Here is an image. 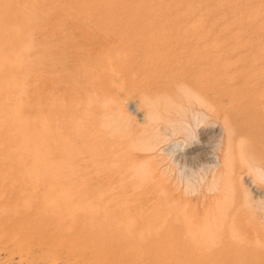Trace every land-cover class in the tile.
<instances>
[{"label": "bare ground", "instance_id": "bare-ground-1", "mask_svg": "<svg viewBox=\"0 0 264 264\" xmlns=\"http://www.w3.org/2000/svg\"><path fill=\"white\" fill-rule=\"evenodd\" d=\"M175 6V15L168 19L170 27L157 32L133 29L127 34V30L118 29L113 36L98 37L94 31L99 26L94 24H85L83 30L54 28L49 48L55 59L63 56L65 66L68 54L59 53V47L63 52L64 47L78 45L82 58L90 59L84 74L78 70L79 76L83 74L79 89H94L97 102L103 107L111 103L114 108L103 111L98 103L103 113L98 111L100 115L91 116L95 121L85 123L70 119L66 107L58 110L61 113L51 128L42 116L40 123L31 127L18 110V0H0V264H264V222L244 216L250 205L245 204L243 218L238 203L221 204L216 190L211 196L216 200L213 205L187 216L189 206L184 209L181 197L175 195L177 185L166 177L169 165L164 166L158 153L169 151L179 173L193 158L199 159L212 168L213 180L223 179L228 197L241 195L247 202L244 183L254 185L255 179L236 165L239 162H234L231 145L237 137H245L252 150L264 158V0H179ZM137 33L143 35L137 42L143 56L129 71L130 80L142 72L158 77L152 88L127 103L145 123H137L142 126L135 142L143 144L141 151L146 155L142 159L131 155L136 158L132 170L123 171L118 164L113 173L103 174L100 168L106 163L108 167L116 164L112 152L116 144L109 135L99 137L94 128L106 132L103 129L111 125L127 123L129 116L124 110L126 92L113 82H103L101 76L120 53L111 40L135 39ZM89 45L105 46L103 50L109 53L101 57L98 47L93 51ZM61 70L63 75L66 69ZM160 90L165 100L151 98ZM195 105L214 115L220 124L201 131L202 138L196 140L194 149L173 143L166 146L173 132L187 130L183 119ZM162 108L166 112L160 115ZM105 115H110L113 124L103 119L98 122ZM121 125L116 131L121 132ZM72 128L75 133L71 136ZM89 151L92 160L102 159L92 164L97 171L82 176L67 171L70 161L86 162L88 156L82 154ZM251 165L264 180V165L261 167L257 159ZM132 181L138 185L132 187ZM258 187L255 191L261 192Z\"/></svg>", "mask_w": 264, "mask_h": 264}, {"label": "rangeland", "instance_id": "rangeland-1", "mask_svg": "<svg viewBox=\"0 0 264 264\" xmlns=\"http://www.w3.org/2000/svg\"><path fill=\"white\" fill-rule=\"evenodd\" d=\"M178 1L179 0H18V68H20V70H21L20 71L18 69L19 70L18 71L19 72L18 73V110H19L20 114L23 116V118L26 120V122L31 127H34L35 125H38L40 123L39 117L42 116L45 118V120L48 119L51 128H53L55 126L56 117H58V115L61 113L60 111H62L63 109H66V107H67L70 119L76 120V121H83L85 123H92L91 119H93V121H95V120L91 116L95 117L97 115L98 111L100 112V110H101V107H99L101 104L99 102H97V96H96L94 89H90V88L87 90L79 89V86L83 81L82 76L84 74L83 70H84L85 64L90 62L89 61L90 59L82 58L80 50H79V52H78V49L76 50V48L79 47L78 45L76 46V48H75V46H73L72 47L73 50H70V49H72L71 46H69L70 48L64 47L65 50L63 52H62V50H63L62 47H59L60 52L59 51L58 52L63 53V54L66 52L68 55L65 57L67 59L69 58L68 59L69 62H67L66 65L63 66V63H62L63 56H60L62 54H59L60 58H62V59H60L58 57L59 60H57V59H55L53 49L50 51V48H49V44L51 42L50 41V33L54 28L58 27V28H62L63 30L64 29L68 30L69 28L70 29H82V28L86 29L85 24H94V25L99 26L96 29L97 31H94V33L96 35H98V37H101L103 35L113 36L114 32H116V30H118V29H123V31L127 30L128 31V32L126 31L127 34L131 33V30H133V29H135L137 31L155 30L157 32L160 29H162L163 27H167L170 25V23L168 24V19H170L173 15H175V13H176V11H175L176 6L175 5L177 4ZM242 1H244V0H236V2H242ZM110 33H112V34H110ZM40 37H41V40L39 41ZM46 38H48V39H46ZM142 38H143V35L140 33H137L135 39H130L129 37L128 38L126 37V38H122L119 41L118 40L115 41L114 39H113V41L111 40L112 44L116 45V47L118 49H120V53H119L117 58H114L113 60L111 59V62H110L111 67L108 69V71H105L103 73V75L101 76V79L103 82H106V83L113 82L114 84L119 85V87H121V90L126 92L124 98L127 97L126 98L127 100L124 99V101H123L125 104L124 110H125L126 114L129 116V119L132 118V121H130L128 119L127 123L126 122L121 123L124 125H121V124H114L115 126L111 125V128L107 127L105 129H103L106 132H103L101 128L98 129L99 127H97L98 131L96 128H94V132L96 131L99 137H101L102 133L107 135V136H105V138H107L109 135L108 139L112 138V140L110 139V141L112 143L116 144V146L112 149V152L114 154L113 156H116L115 157V161H116L115 163L116 164L114 165V167H111V165H109V167H108V165L106 163L104 165V168H100V170L102 169L103 174L104 173L106 174V172L107 173H113L114 170L112 171V168L116 170L118 164H119L118 167L120 166L123 171L132 170L135 167V162L133 163V161H134L133 159L141 158L144 155H146V154L142 153V151H141L143 144L135 142L136 133L138 132V130L140 132V126L144 125L145 123H141L142 121H140L139 116L135 115L134 112L131 111V108H128L129 106L127 105V103L129 101H132L133 99L136 100L138 97H141V94L145 91V89L152 88L155 81H157V79H158L157 75H153V74H150L148 72H142L141 74L136 76V78L134 80H130L131 76L129 74V71H131V69L137 64L138 61L142 60L143 51L139 50V48L137 47L138 46V43H137L138 40H141ZM114 41H115V43H114ZM90 46H91V48H90ZM35 47L36 48L39 47V49H35ZM97 47L98 46L95 47V45H89L88 46V48L90 50H93V49L96 50ZM104 47H101V49H100V47H98V50H97V51H99L98 55H100L101 57L106 56L109 53V51L103 50ZM95 50H93V51H95ZM69 52H70V54H69ZM39 55H40V57H39ZM70 55H72V56H70ZM77 64L80 65L81 67H78ZM82 64H84V65H82ZM50 67L55 72H53V70L50 69ZM69 68H71V69H69ZM43 69H45V70H43ZM61 69H64V71L66 69V72H69V73L65 72L62 75V72L60 73ZM74 69H75V71H74ZM67 70H69V71H67ZM78 70L81 71V73H83V74H81L79 76ZM70 71L71 72L73 71L72 73H73L74 77L72 76V73H70ZM36 72H38L39 74L41 73V74L40 75L36 74ZM53 74L54 75L57 74L58 76L57 75L53 76ZM64 75H66V77ZM68 75H69V77H68ZM61 76H63V77H61ZM76 76H79V77H76ZM28 78H29V80H28ZM116 81H118V83ZM39 84H40V86H38ZM55 92H56V94H55ZM78 93H79V96H78ZM75 94H77V95H75ZM161 94H163L162 90L154 92V94L151 96V98L156 97L161 101L165 100V98H164L165 95H161ZM42 95H43V97H42ZM41 97H42V99H39ZM93 98L96 99L95 102H94ZM32 99H34V100H32ZM93 102L95 105L93 104ZM89 103H90V106H89ZM39 105H40V107H39ZM92 105L94 108L91 107ZM71 106H73V107H71ZM110 106H112V107H110ZM54 108L56 110L55 112H54ZM69 108H71V109H69ZM103 108H104L103 111L111 110V112H112L114 107L110 103L106 107L102 106V109ZM93 109L95 110L94 114H93V112H91V111H93ZM201 109H204V108L199 106V105H195V106L191 107L190 111H186V113L188 115L186 114L187 116H184L183 121L185 123V127L187 128V130L182 131V132H173L172 135L168 137V140L166 141V143H168V144H166V146H168L169 144L172 145V143H173L174 145L178 144L180 147L186 148L187 150H190L191 148L194 149V143L196 144V140L198 138L200 139V137L202 138L201 133H200L201 131L202 132L208 131L211 127L218 126L220 124L219 120L214 115L210 114L205 109L204 110H201ZM58 110H60V111H58ZM193 110H194V112H192ZM103 111L101 110L102 113H103ZM163 111L166 112V109L165 108L160 109V115H163ZM41 112H43V113H41ZM111 112H109V113H111ZM127 112H129V114ZM100 113H98V115H100ZM190 113L192 115V118H191ZM48 114H49V116H48ZM132 114H134L135 116ZM208 115H210V116H208ZM34 116H35V118H34ZM107 116H109V117H107ZM203 116H204V118L201 119L200 117H203ZM89 117H91V118L89 119ZM97 118H99V117H97ZM104 118H102V117L99 118L98 122L100 119H103L101 121H107V122L111 121L110 123L113 124L110 115H105ZM108 118H110V119H108ZM189 119H191V120H189ZM88 120H89V122H88ZM187 120H189V121H187ZM216 120L218 121L217 123L215 122ZM133 121H135L136 124H133ZM130 122H132V123H130ZM137 123L142 124V125L139 126ZM120 125H121V127H120L121 132H118L120 130L116 131V128L118 129ZM130 125H133L135 128L133 126H131V129H130ZM123 126H125L126 129H128V127H129L128 132L130 130H132V127H133V130L131 131L130 134H127L128 132L126 129H124ZM122 127H123V129H122ZM167 128L169 131L172 130L170 125H168ZM107 130H109V131H107ZM114 130H115V132H117V135H114L115 134ZM124 130H126L125 133H123ZM74 133H75V129L72 128L68 134H70L72 136ZM119 133L121 134V137L124 140L119 139V135H118ZM126 137H128V138H126ZM241 139H243V141ZM240 140L242 141L241 143L239 142ZM122 141H124V142H122ZM234 141H236V143ZM234 141H233V145H231L232 151L234 152V154H233L234 162L235 163L239 162L236 165L239 166L240 169L243 170L244 173H246L250 178L255 179L254 185H252L250 181H246L244 183V188L246 189V191H248L247 202L241 195H239L240 197H238V198H233V195L231 194V197L229 196L230 197L229 198L227 195H230V193L229 192L227 193V191H229V190L226 187H224L223 179L219 178L218 180H213L211 178V172H210L212 168H210L208 165H202L203 163L199 159L196 160L197 158L196 159L193 158L194 164H193V162L189 164V166L193 164L191 166V168L189 166H188V168H186L187 167V165H186V167L182 170V172L179 173L176 166L173 165V162H172L173 156L169 155L170 154V153H168L169 151H167V150L158 151V153L161 152V153H159V157L160 158L162 157L161 160L163 159L162 161H164L163 163L165 165L163 163L162 164L164 166H167V167L169 165L170 173L172 170V173L171 174L168 173L169 176L166 175V177L168 179L170 178L169 180L173 184L177 185V188L174 189L175 190L174 193L176 192L175 195L182 198V199L180 198V200H181L180 202H183L184 206H183V204H182V206H183V208L185 207L184 209H186L189 206L186 209L187 211H185L187 213V216L188 215L194 216L199 211H201L203 208H207V207L213 205L216 202V200L213 201V199H211V196L214 195V193L216 194V192L218 191L217 194H218V196H220V198L218 197V200L220 201V203L222 202L221 199L224 202V203L222 202L221 204H226V203L229 204V203H231L230 201H233L232 203H234V205H236L238 203L237 206H239V209L243 210V211H241V214H242V212H243V214L245 212H247L246 211L247 209H245L246 205H250L249 206L250 208L249 207H247V208L250 210L251 209L253 210V208H254V210H253L254 212L252 213V211L250 212V210H249V212L247 214L245 213L244 216L245 217L247 216L246 218H248V217L250 218V216H251L250 219H253L255 217V219L258 218L257 219L258 221L264 222V221H262V220H264V204H262V203H264V180H261L262 178L255 173L253 168H251L252 160L257 159L258 162H260V166H261V165H264V158L258 156V154L256 153V151L254 149H253L254 151L252 150L251 143L248 141L247 138L239 136ZM126 142H127V144H126ZM178 142H180V143H178ZM238 142H239V144H241L240 146H239ZM243 143L245 146L242 145ZM236 144L238 146H236ZM78 146H80V144ZM162 146L164 147L165 144ZM163 147L159 146L160 149ZM235 147L238 149L240 147L241 148L243 147V149L238 150V149H235ZM244 147H246V149L249 148L250 152L248 151V149L245 150ZM116 148H118L119 150ZM82 150H84V149L82 148ZM126 150L127 151L129 150V151L127 152ZM134 150H136V152H134ZM90 151L92 152V150H90ZM131 151L134 153H130ZM240 151L244 154H241ZM245 151L249 152L251 155L246 153ZM89 152L88 153L84 152L82 154V155L88 156L86 159V162H88V163H86L84 161L82 162L79 160H77L79 162L76 161L77 163H75V161H73V162L70 161L71 165L68 163L69 167H67L68 168L67 171L71 172L70 170H72L74 173H76L77 175H81V176L82 175H92L95 171H97L96 169H94V167H92V164L95 162H99V161L102 162V159L98 158L99 160H97V161H94V159L92 160L90 157L93 156V153H91V152L89 153ZM120 152L122 154H120ZM236 152L237 153L239 152L238 153L239 156H237V154L235 155ZM245 153L248 155L246 156ZM125 155H127V156H125ZM131 155L135 156L136 158L131 156ZM191 155H195V153L192 152ZM243 155L246 157V159H244L245 157ZM249 155H250V157H249ZM129 157H130V161H129ZM131 157H133V158L131 159ZM237 157H238V159H237ZM119 158H120V160H121V158L122 159L125 158V159H123L122 161H118ZM242 159L245 160V163L247 165H245V163L243 162L244 160H242ZM68 160L69 159H67L65 161H68ZM137 161H139V160H137ZM199 161L201 162V164ZM247 161L249 163H247ZM195 163H197L198 166H196ZM166 164H168V165H166ZM124 166H126V167H124ZM248 166H249V168H248ZM242 167H243V169H242ZM172 168L175 170V173H174V170ZM262 168H264V167H262ZM245 169H249V170H247L248 172ZM250 169L253 170V173H251L252 171ZM87 170H89V171H87ZM249 171H251L250 174H248ZM254 173H255V175H254ZM135 182L132 181V183H131L132 187H136L138 185V182H136V183ZM108 185L111 186V184H108ZM255 185L257 187L258 186L260 187V188L259 187L258 188L261 189V192L255 191V189H256ZM217 187H220V188H217ZM219 190H221V193ZM222 190H224V191H222ZM199 193H201V194H199ZM219 194H221V195H219ZM224 194H226V196ZM180 195H182V196H180ZM222 195H224L226 198H224V197L222 198ZM250 199H253V200H250ZM257 199L259 201H257ZM234 200H237V201H234ZM239 200H241V202ZM185 201H186V203L189 202L190 204H186ZM249 202H251V203L248 204ZM255 202H256V204H255ZM197 205H198V207H197ZM190 206H192V207L190 208ZM258 206H260V207H258ZM196 209L198 212L195 211ZM258 209H260V210L258 211ZM193 210H194V212H193ZM243 214H242V217H243ZM253 215H256V216H253ZM255 219H253V220H255Z\"/></svg>", "mask_w": 264, "mask_h": 264}]
</instances>
